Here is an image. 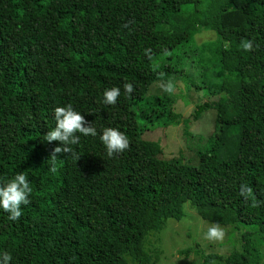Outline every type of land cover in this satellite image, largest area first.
<instances>
[{
  "label": "trees",
  "instance_id": "16d2710c",
  "mask_svg": "<svg viewBox=\"0 0 264 264\" xmlns=\"http://www.w3.org/2000/svg\"><path fill=\"white\" fill-rule=\"evenodd\" d=\"M205 30L214 37L197 43ZM172 76L218 97L183 120L215 110L196 163L155 157L141 139L176 123L173 94L147 95ZM112 87L121 95L107 105ZM68 104L98 134H78L81 159L58 154L52 173L48 161L64 145L43 137ZM106 127L130 148L109 158ZM20 172L31 203L16 221L0 208L10 264H155L160 249L147 248L148 237L181 220L185 203L240 231L239 249L200 254V264H258L251 246L264 243V203L239 193L247 184L264 201V0H0V183Z\"/></svg>",
  "mask_w": 264,
  "mask_h": 264
},
{
  "label": "rangeland",
  "instance_id": "374dc122",
  "mask_svg": "<svg viewBox=\"0 0 264 264\" xmlns=\"http://www.w3.org/2000/svg\"><path fill=\"white\" fill-rule=\"evenodd\" d=\"M213 37L211 30H205L196 36V42L200 43ZM189 72L191 77L193 69H189ZM169 83L173 85L171 93L165 90ZM156 93L174 95L172 109L176 123L145 131L141 137L145 149L161 159L196 163L198 150L204 147L214 130L215 110L209 109L203 112L198 120L190 119L187 123L183 120L191 117L198 103L205 100L213 101L218 97L195 90L192 82L188 85V81L174 76L165 81L153 82L147 95ZM213 224L201 218L189 203H185L184 217L181 220H168L162 230L148 237L147 248L160 249L159 259L155 264H193V262L200 264L202 259L200 254L216 253L226 256L234 249L240 248V231L233 224L220 225L224 229L222 239H207L206 233ZM252 240V262L257 259L258 264H264V243L257 237ZM214 261L212 264H219L218 260Z\"/></svg>",
  "mask_w": 264,
  "mask_h": 264
},
{
  "label": "clouds",
  "instance_id": "9594fccd",
  "mask_svg": "<svg viewBox=\"0 0 264 264\" xmlns=\"http://www.w3.org/2000/svg\"><path fill=\"white\" fill-rule=\"evenodd\" d=\"M127 27V25H125ZM242 48L245 51H251L253 49V42H242ZM150 51V50H148ZM147 54V51H146ZM124 90L131 98V94L134 91L133 84L125 83ZM166 91L171 93L173 91V85L169 83ZM121 95L119 87H112L106 89L103 93L104 103L107 105H115L118 97ZM56 126L47 132L43 139L51 143L53 141L61 142L64 147H56L50 157L48 163L50 164L49 171L55 173L57 171L58 154H70L68 158L79 161L81 156L72 147L73 145L80 144V135L85 137L97 136V129L93 124H89L85 120V117L79 112L75 111L71 104L65 107H56L54 109ZM88 125V126H85ZM101 142L105 146L107 156L113 158L115 154L123 153L130 148V140L128 136L119 129L106 127L103 129L100 135ZM33 189L30 186L28 177L23 173H17L12 179L7 182L0 183V208L9 214L8 219L16 221L22 216L21 206L31 203L29 199ZM240 196L245 200H252V207H258L264 201H257L253 195V189L247 184H242L240 187ZM224 236V229L217 223L208 228L206 238L209 240H219ZM12 256L8 252L0 253V264H10Z\"/></svg>",
  "mask_w": 264,
  "mask_h": 264
}]
</instances>
